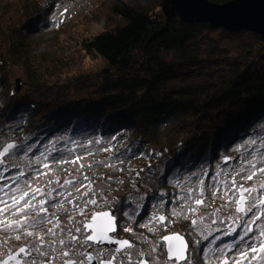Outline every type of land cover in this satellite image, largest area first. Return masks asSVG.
<instances>
[{
	"label": "trees",
	"instance_id": "obj_1",
	"mask_svg": "<svg viewBox=\"0 0 264 264\" xmlns=\"http://www.w3.org/2000/svg\"><path fill=\"white\" fill-rule=\"evenodd\" d=\"M161 3L101 0L88 18L96 30L52 50L32 35L44 11L36 0H0V123L17 130L12 149L61 133L117 134L123 139L116 148L131 149L132 166H159L164 184L169 167L211 170L228 142L256 131L264 120V37L221 28L248 40L214 74L195 66L199 31L212 27L178 15L167 20ZM13 69L25 92L16 89ZM93 74L100 83L90 94L64 96Z\"/></svg>",
	"mask_w": 264,
	"mask_h": 264
},
{
	"label": "rangeland",
	"instance_id": "obj_2",
	"mask_svg": "<svg viewBox=\"0 0 264 264\" xmlns=\"http://www.w3.org/2000/svg\"><path fill=\"white\" fill-rule=\"evenodd\" d=\"M9 1L21 5L25 0ZM36 1L44 11L42 20L38 22L41 24H37L38 28L32 35L45 40L52 50L66 47L85 34L87 28L92 31L97 28V24H92L94 22L88 18L101 0ZM220 29L212 27L208 31H199L196 42L201 49L202 60L195 66L203 64L214 74L224 61L230 60L238 51L242 39L248 40V36L243 34L222 35ZM11 75L14 80L22 77L17 69H13ZM99 83L97 75H87L71 84L64 96H86ZM26 90L27 86L23 84L21 91ZM8 125L0 123V150L6 143L19 140L15 135L17 130ZM257 127L256 131L228 142L216 155L211 170L207 166H195L177 173L169 167L163 176L164 184L159 178V166L153 165L143 172L141 165L132 166L129 162L131 149L116 148L123 139L117 134L87 132L72 137L61 133L50 136L39 146L27 141L21 150L10 149L8 155L0 158V188H3L0 198L11 203L12 195L19 196L28 191L29 196L25 199H30L33 190L39 188L41 191L35 193L33 200L36 209L30 215L36 216L39 201L46 199L43 207L47 212L37 219H48L42 227L59 228L64 233L58 236L59 239L74 232L72 229L93 212L114 208L121 215V227L131 229L128 232L135 240V244L127 248L129 253L124 252L120 256L122 260L140 258L144 253L152 264H173L166 257L162 239L170 231H176L184 235L188 243L190 258L184 264H222L225 256L232 264L237 252L252 242L248 237L253 234L259 236L264 229V217H261L252 225L254 233H249L244 241H240V235L244 234L243 224L253 213H237V205L233 203L238 198L240 184L257 189L251 194L253 201L264 195V189L260 188V184L264 183V173L259 171L264 168V120ZM250 172L256 175L253 180H246ZM233 177L236 184L232 183ZM152 189L154 194L150 192ZM5 192L9 195L5 196ZM198 198L204 201L202 205L195 203ZM89 200H96L97 203H86ZM0 207L3 205L0 204ZM253 211L259 213L260 209ZM160 216H164L165 220L160 221ZM5 218L12 221L18 216L5 213L0 217ZM37 226L34 223L27 228ZM0 228L4 229V226ZM22 228L13 229L11 234L22 237L28 230L22 231ZM7 234L10 231L0 235V252L12 244L13 239ZM233 244L236 247L231 251L224 247ZM252 264H264V261H253Z\"/></svg>",
	"mask_w": 264,
	"mask_h": 264
},
{
	"label": "snow or ice",
	"instance_id": "obj_3",
	"mask_svg": "<svg viewBox=\"0 0 264 264\" xmlns=\"http://www.w3.org/2000/svg\"><path fill=\"white\" fill-rule=\"evenodd\" d=\"M9 147H12L9 145ZM75 163V161H73ZM260 172L264 173V168L259 169ZM255 172H250L246 176V180H253L255 177ZM203 183V181H201ZM232 183L236 184L235 177L232 179ZM260 188L264 189V183L260 184ZM79 191V189H76ZM0 191H3V188H0ZM11 191L15 192V189H12ZM41 190L39 188H36L33 190V195L30 199H25V197L29 196L28 191H23L19 196L12 195L11 203H8L6 200L0 198V204L3 205V207H0V217H2L5 213H10L13 216H18L17 219L9 221L8 219H0V225H4V229H7L9 227H21L25 222L28 220H36L37 217L43 216L47 209L43 207L47 203V201L41 199L39 201V209L36 213V216H29L28 212L36 209V205L33 204V200L35 199V193L40 192ZM257 191L254 187H245L244 184H240L237 188L238 192V198L233 201L237 205L235 208V211L237 213H241L243 215H247L248 213H253V215L249 218L248 221H246L243 224V235H240L239 240L244 241L246 237H248L249 233H254L252 225L256 223V221L260 220L261 217H264V195L256 198L254 201L251 199V194L253 192ZM5 196H8L9 193L5 192ZM71 195V193H69ZM215 195V193H214ZM21 201H23V204H21ZM86 203H90L92 205H95L97 203L96 200H89ZM195 203L197 205H202L204 201L202 199H196ZM260 209L259 213H256L253 211V209ZM192 211H195V209H192ZM82 215H84L83 211L81 212ZM160 221H164L165 217L160 216L158 218ZM51 223V221H48ZM193 224L196 223V221H192ZM0 229V230H4ZM83 230H90V234L84 236V242H92V244H98V243H104L107 242L108 244H115L119 245V247L116 249V251H121L126 248H131L132 245L128 240H121V239H115L110 233L116 232V226H115V216L112 215L108 211H97L93 212L90 216V218L87 220V222H83L82 228L78 227L76 228L77 232H82ZM125 231H131V229H124ZM48 232L52 231V228L47 229ZM235 231V229H233ZM26 236H33V232L31 231H25L24 233ZM251 243H248L243 249H240L237 252V255L235 259L232 261V264H252L253 261H264V229H262L259 233V236H256L253 234L251 237H248ZM16 240H20V235H17L15 237ZM42 239V238H41ZM73 240H75L77 243L80 242V239L78 237L73 236ZM163 239L168 242V253L170 258L173 256L177 261L184 260L185 259V251L187 249V244L184 241V238L178 234H173L171 236H164ZM59 243L63 245L65 243L64 240H60ZM91 246V245H90ZM225 248H228L230 251L236 247L235 244L233 245H225ZM39 251V249H36ZM222 251V250H220ZM19 254H30L28 250L25 247L19 248ZM43 255V253H42ZM64 256H68L69 252H64ZM89 259H92L91 256L88 257ZM9 260H17V264H20V261L17 259V256H9ZM0 264H8V261H0ZM32 264H36L35 261H32ZM64 264H76L73 260H65ZM101 264H113L112 260L107 261H101ZM222 264H229V258L225 256V258L222 260Z\"/></svg>",
	"mask_w": 264,
	"mask_h": 264
},
{
	"label": "flooded vegetation",
	"instance_id": "obj_4",
	"mask_svg": "<svg viewBox=\"0 0 264 264\" xmlns=\"http://www.w3.org/2000/svg\"><path fill=\"white\" fill-rule=\"evenodd\" d=\"M43 200L46 201V199L44 198ZM106 210L109 209L97 210V211H106ZM112 210L109 211H112V215L115 216V224L117 230L114 233H110V235L115 239H126L133 246L135 244L134 243L135 240L130 237V233L128 231L124 230L128 227L124 229L121 227L119 221L121 215H119V212H116L114 208ZM31 211L28 212L29 216H31L30 215ZM8 214L9 213H7V215ZM90 216L84 219L83 222H87ZM39 219L40 218L37 219L38 221L30 219L27 222H25L23 226H21L23 227L22 231H24V229H28L25 231L33 232V236L31 237L26 236L23 233L20 240H15L16 235L11 234V232H13L12 231L13 229H17V227H9L7 229L0 230V235L10 231V234H7V236L13 239L12 244L9 248H6L4 250L1 249L2 252H0V261L7 260L8 264H17V260L8 259L9 256H17V259L20 261V264H32V261H35L36 264H64V261L69 259L75 261L76 264H88L87 260L89 255L91 254L97 260L98 263H101V261L112 260L113 264H152L151 259L148 256H146L147 254L144 253L141 255L140 258L129 257L126 260L125 259L122 260L120 256L124 252L127 254L129 252L127 248L121 251H116L119 245L114 244L112 246H107V245L92 244V242L85 243L84 236L90 234V230H83L82 232H77L75 228L74 230L72 229V231L74 232L69 233L65 237H61L59 239L58 236L59 235L63 236L64 233L60 232L59 228H54V227L52 228L51 232H48L47 229H49L50 227H42L46 225L45 221H47L48 219L47 218H43L42 220ZM34 223L38 226L35 228L33 227L27 228V226L32 225ZM82 224L80 223L78 227L82 228ZM1 226L2 225H0V227ZM68 227L69 226H67V228ZM63 231L65 232V230ZM170 232L172 233V231ZM170 232L169 234H171ZM73 236L78 237L80 239V242L77 243L75 240H73L72 239ZM60 240H64L65 243L61 245L59 243ZM74 244L78 246H75ZM20 247H25L30 254H19ZM36 249H39V251H37ZM64 252H69V255L64 256L63 255ZM106 253H109V255H105ZM188 256L189 257L186 260L182 262H178L175 259H169L167 257V252H166L167 259L170 260L173 264L186 263V261L190 258L189 250H188Z\"/></svg>",
	"mask_w": 264,
	"mask_h": 264
},
{
	"label": "water",
	"instance_id": "obj_5",
	"mask_svg": "<svg viewBox=\"0 0 264 264\" xmlns=\"http://www.w3.org/2000/svg\"><path fill=\"white\" fill-rule=\"evenodd\" d=\"M161 9L167 20L178 15L186 23L206 22L213 28H224L231 32L252 31L264 37V0H228L225 2H214L212 0H162ZM15 86L18 91L21 89L22 79L20 77L15 79ZM9 145L12 147H9ZM16 146H18V143L15 141L6 143L0 150V158ZM106 211L112 214V211ZM173 234H178L184 238L187 244L184 259L186 260L188 258L187 240L184 235L178 232L166 234L165 236ZM163 241L165 242L167 257L175 259L174 256L170 258L168 242L164 239ZM98 244L114 245L107 242ZM89 256L92 259L88 258V264H101L91 254ZM184 260H179L178 262Z\"/></svg>",
	"mask_w": 264,
	"mask_h": 264
}]
</instances>
